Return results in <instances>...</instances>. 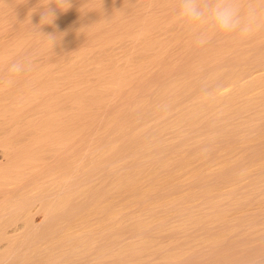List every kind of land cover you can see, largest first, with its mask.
Instances as JSON below:
<instances>
[{"label": "bare ground", "instance_id": "1", "mask_svg": "<svg viewBox=\"0 0 264 264\" xmlns=\"http://www.w3.org/2000/svg\"><path fill=\"white\" fill-rule=\"evenodd\" d=\"M179 3L0 0V264H264V26Z\"/></svg>", "mask_w": 264, "mask_h": 264}, {"label": "clouds", "instance_id": "2", "mask_svg": "<svg viewBox=\"0 0 264 264\" xmlns=\"http://www.w3.org/2000/svg\"><path fill=\"white\" fill-rule=\"evenodd\" d=\"M46 15L53 17L54 13L48 10L43 17ZM178 15L190 29H196L199 25H208L216 33L225 36L247 37L264 26L258 10L249 7L246 11H242L238 0H180ZM206 42V33L199 32L196 43L203 45ZM32 70L33 65L28 59L18 60L8 68V72L14 76Z\"/></svg>", "mask_w": 264, "mask_h": 264}]
</instances>
